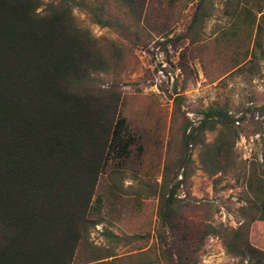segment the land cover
<instances>
[{
    "label": "rangeland",
    "instance_id": "obj_1",
    "mask_svg": "<svg viewBox=\"0 0 264 264\" xmlns=\"http://www.w3.org/2000/svg\"><path fill=\"white\" fill-rule=\"evenodd\" d=\"M50 1L40 0L38 12ZM87 1L103 5L116 24L100 27L72 9L109 65L94 85L118 94L123 138L135 142L127 159L111 152L96 185L101 208L92 215L90 246L78 248L73 264L107 254L113 257L103 264H172L179 256L192 264H255L230 254L210 228L244 226L264 253V222L250 223L248 187L264 178V0H203L206 17L196 27L200 0H143L136 14L114 0ZM215 106L229 112L237 134L218 158L220 169L205 154L217 132L188 137ZM171 189L175 228L168 230L158 208Z\"/></svg>",
    "mask_w": 264,
    "mask_h": 264
},
{
    "label": "trees",
    "instance_id": "obj_2",
    "mask_svg": "<svg viewBox=\"0 0 264 264\" xmlns=\"http://www.w3.org/2000/svg\"><path fill=\"white\" fill-rule=\"evenodd\" d=\"M114 1L130 14L143 2ZM203 4L196 5L193 27L206 17ZM40 6V0H0V264H73L78 248L90 246V230L97 225L92 215L101 208L96 185L111 152L127 159L135 142L123 138L118 94L94 85V75L109 66L99 40L72 15L80 8L94 24L114 27L104 6L52 0L38 12ZM233 123L224 107H209L188 136L217 132L205 148L216 169L218 158L230 152L229 140L237 137ZM248 187L255 197L250 223L264 222V178ZM173 197L171 189L159 202L162 229L175 228ZM243 227L210 232L225 241L230 254L264 264V253L250 245ZM172 264L192 263L179 256Z\"/></svg>",
    "mask_w": 264,
    "mask_h": 264
}]
</instances>
